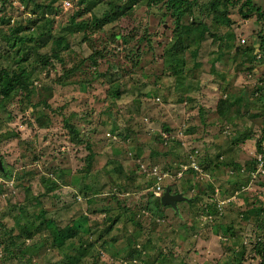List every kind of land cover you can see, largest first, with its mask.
<instances>
[{
  "label": "rangeland",
  "instance_id": "1",
  "mask_svg": "<svg viewBox=\"0 0 264 264\" xmlns=\"http://www.w3.org/2000/svg\"><path fill=\"white\" fill-rule=\"evenodd\" d=\"M167 1L137 0L102 28L87 22L75 31L106 0L86 13L79 0H0V65L25 68L31 78L27 93L0 101V264L60 263L79 244L90 250L81 264H232L239 255V264L259 263L260 23L241 15L243 0L228 2V24L204 11L211 0H191L180 21L205 36L186 34V47L172 57L180 24ZM253 1L264 9V0ZM14 26L19 35L49 30L41 52L51 53L50 43L68 49L42 69L26 54L14 64ZM163 185L187 197L177 212L158 206ZM74 194L86 200L59 212ZM44 210L53 221L42 225ZM111 213L116 225L98 238ZM77 218H86L78 234L64 237ZM24 222L32 223L30 237Z\"/></svg>",
  "mask_w": 264,
  "mask_h": 264
},
{
  "label": "trees",
  "instance_id": "2",
  "mask_svg": "<svg viewBox=\"0 0 264 264\" xmlns=\"http://www.w3.org/2000/svg\"><path fill=\"white\" fill-rule=\"evenodd\" d=\"M79 1L81 2L82 5H84L83 11H82L83 13H86L92 10L94 7H98L97 5L99 4L105 3V0H79ZM136 1L137 0H106L107 7L100 13V15L94 14L90 18L89 21H85V22L80 21L79 23L74 24V30L77 31V30H81V28H85L87 22H89V26L93 30L97 28H102L105 23L110 22L112 20L113 21L117 20L122 14H124L128 9H130L132 4L135 3ZM158 1L160 0H149V3L150 2L157 3ZM192 1H195V0H192ZM192 1L191 0H168L167 1L168 7L171 9V12L175 16V20L176 21L178 20V23L180 24L179 30H177V32L176 31L174 32L172 36L174 40H172L170 44L171 46L167 50V53L172 55V57H176L178 52L182 51L186 47L185 41L187 38L186 36H188L186 34H189V36L190 35L194 36L198 38L199 40H202L205 36V33L203 34L202 31H199L197 36H195L193 33H187L188 30L189 31L191 30L190 26L186 27V31H185L184 30L185 23L180 21L183 18V14L186 12V9L190 10V8L192 7V4H193ZM229 1L230 0H211V3L212 2L213 3L210 4L208 7H205L206 10L204 9V11L214 12V18L216 21H222L224 18L225 23L228 24L230 23V18L227 17L226 9L229 6L228 5ZM239 12L244 17H248L249 14L250 16L255 15L256 20L259 21L260 28L257 31V43L258 44H257L256 49L258 52H260L264 56V9L260 5L256 4L253 0H243L241 5L239 6ZM197 17L198 16L193 17V20H196ZM33 23H36L35 19L33 20ZM181 25L183 26V28L181 27ZM34 28H38V27L36 26ZM20 30L21 28L19 26H14L12 28V32L10 33V35L13 37V40H14V43L12 44V49L16 51L13 55L14 64H17L19 62L20 57L26 54V56L32 57L33 63H35L36 65L40 64V68L42 69V67H45L49 63L50 58L61 61V56H60L61 51L68 49V46L65 49H63L62 47H59L58 49H53L55 47V44L50 43L52 52L49 54H47L46 52H41L40 49L47 46L49 43V39L51 35L50 31L49 30L48 31H38V33L36 34H33L32 32H30L29 34L19 35ZM83 38H85V36ZM226 40L227 39H225L224 41ZM253 45H255V42ZM21 49H23L24 51H22V53L19 56L18 53ZM16 55H18V58H14V56ZM258 56H260V54H258ZM8 58H9V55L5 56L3 61L7 60ZM28 60L30 61L29 58L25 59L27 63L29 62ZM26 71L27 70H25V68H22L20 71H18L17 67L15 68L14 66L8 67V65H5V66L0 65V101H2V99L4 98H9L11 94L17 90L20 91L22 89L26 93L28 92L29 86L31 83V78L29 77V74ZM112 93L119 95L118 86L112 89ZM221 107L223 108V106L220 105L219 110L221 109ZM68 127L73 132V134L77 136V131H76L75 126L68 125ZM263 136H264V131H263ZM79 141L80 140H78L77 142ZM260 147H261V138L258 140V143H257V148L260 149ZM88 157H90V154L87 155V158ZM169 187H170V192L176 193L175 191H172L173 186L169 185ZM86 188H87L86 185H84V187L80 191V193L83 194V196L87 195L86 191L84 190ZM160 196H155V197H158L157 198L158 206L162 207ZM73 198H74V201L71 203H62L60 206H64V208L58 207L59 212H64V210L69 211L77 203L83 202L86 200L83 198V201H80V198H77L76 194H74ZM53 210L57 211V208L56 209L54 208ZM50 211L52 210H49V213ZM46 213L47 211L44 210L43 218L39 219L40 221L46 218L44 222L40 221L42 225L43 224L45 225L48 221H53V219H49L46 217L47 216ZM110 215H111L110 216L111 220L109 224L105 226L106 228L98 232L97 234L98 238L102 237L104 233L110 232L112 226H114V224L116 225V222L118 220V214L111 213ZM82 221L86 222V218H84ZM82 221L79 220L78 218L71 221L70 223L71 227L70 226L68 227L69 229L64 232L63 236L71 237L73 235L78 234L80 227H82L84 224V222ZM72 222H75V223L73 224ZM31 227H32V223L30 222H28V224L24 222V226L21 227L22 231H25L28 237L31 236V234H28V232L31 230ZM35 227H34V230H37V231L40 230V226H35ZM22 231H21V234H22ZM10 244L12 246H17L15 236H12V238L10 239ZM73 249L76 251L75 254L71 256L69 255L65 256L64 260L56 264H81L83 259L86 258V256L89 254V251H90L87 246L82 245V244H79V246H76V247L74 246ZM253 249H254L255 254L260 258V261L258 264H264V240L256 241L253 244ZM13 251H16V250L14 249ZM235 258H236L235 261H237V263L234 261L233 263L231 262L232 264H239L244 257L243 255H239L238 258L237 257Z\"/></svg>",
  "mask_w": 264,
  "mask_h": 264
},
{
  "label": "water",
  "instance_id": "3",
  "mask_svg": "<svg viewBox=\"0 0 264 264\" xmlns=\"http://www.w3.org/2000/svg\"><path fill=\"white\" fill-rule=\"evenodd\" d=\"M0 168H2L1 162H0ZM187 197L184 196L182 193H171L170 187L166 186L163 193L160 196V201L162 204L170 205L176 212L178 211L177 202L180 200H186Z\"/></svg>",
  "mask_w": 264,
  "mask_h": 264
},
{
  "label": "built area",
  "instance_id": "4",
  "mask_svg": "<svg viewBox=\"0 0 264 264\" xmlns=\"http://www.w3.org/2000/svg\"><path fill=\"white\" fill-rule=\"evenodd\" d=\"M258 159L261 163H264V147H263V153L259 155Z\"/></svg>",
  "mask_w": 264,
  "mask_h": 264
}]
</instances>
